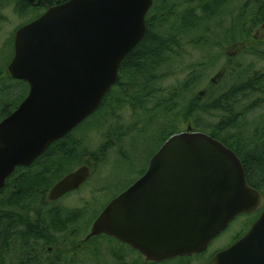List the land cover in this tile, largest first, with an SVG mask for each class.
I'll use <instances>...</instances> for the list:
<instances>
[{
  "label": "water",
  "instance_id": "95a60500",
  "mask_svg": "<svg viewBox=\"0 0 264 264\" xmlns=\"http://www.w3.org/2000/svg\"><path fill=\"white\" fill-rule=\"evenodd\" d=\"M40 6L41 0H28ZM154 0H67L19 27L7 73L28 83L19 106L0 121V190L95 111L117 82L122 61L147 31ZM88 166L50 190L54 201L90 177ZM261 213L210 264H264V195L239 155L211 134H171L146 172L92 222L85 239L106 235L160 263L205 251L238 216Z\"/></svg>",
  "mask_w": 264,
  "mask_h": 264
},
{
  "label": "rangeland",
  "instance_id": "374dc122",
  "mask_svg": "<svg viewBox=\"0 0 264 264\" xmlns=\"http://www.w3.org/2000/svg\"><path fill=\"white\" fill-rule=\"evenodd\" d=\"M15 4L16 0L0 1V15L4 16L0 23V115L5 103L14 101L19 95L20 98L27 91L25 83L13 82L7 77V66L14 54V32L43 11L34 7L21 14L14 10ZM155 4L151 17L157 25L163 21L164 31L172 32L179 26L183 27V32L186 31L183 34L185 50L161 66L163 79L155 85V91L147 99L145 91L140 95L135 92V96H127L121 87L114 88L106 104L71 136L74 142L79 143L75 154L69 158L60 154L47 156L33 170H22L18 174L27 177L34 175L32 172L44 171L47 181L42 187L48 192L57 181L81 164L94 162L92 157L97 155L102 159L94 163L88 183L55 203L48 202L46 197L42 204L39 197L20 204L19 208L14 204L6 205L5 199L10 198V194L0 192V213L21 217L33 226L43 224L44 232L52 236V241L45 245L48 252L57 253L56 243L59 242L58 264L68 256L74 257L77 264H142L137 253L115 240L95 239L90 243L91 248L78 252V256H75L72 243L86 236L92 220L114 193L142 176L155 152L171 133L185 129L189 121L197 130L210 133L215 129L223 115L210 112L190 116L187 108L191 101L197 97L200 99V94L205 92L201 103L209 105L233 84L248 79L256 71L264 72V26L256 27L251 21L264 0H157ZM210 5L216 11L208 15L204 7ZM190 13H193L192 18L185 17V21L190 20L191 28L184 29L181 20ZM153 28L158 30L155 24ZM245 40H255V46L251 48L250 41ZM240 42L242 48L238 46ZM255 49L260 53H251ZM249 102L245 99L238 109H244ZM196 115L202 119L199 128L195 125ZM240 123L239 127L218 132L220 138L237 146L232 137L239 134L242 142L249 144L253 134L260 131V124L264 123V106L248 112ZM260 186L264 191V184ZM75 210H81L80 215L70 222L68 234H65L63 215H71ZM257 217L258 213L238 216L203 254L160 264H209L213 254L232 245L247 232ZM70 234L68 248H62V242ZM17 240L16 236L13 237L10 246L0 249V264L19 263L18 258L25 249L18 245ZM31 246L27 254L34 263L41 244Z\"/></svg>",
  "mask_w": 264,
  "mask_h": 264
},
{
  "label": "trees",
  "instance_id": "16d2710c",
  "mask_svg": "<svg viewBox=\"0 0 264 264\" xmlns=\"http://www.w3.org/2000/svg\"><path fill=\"white\" fill-rule=\"evenodd\" d=\"M64 1L67 0H41L40 6H37L36 9L39 8L43 9L44 11L46 9L45 7L53 6ZM155 2L147 16V31L144 37L122 61L119 71V78L116 84L105 95L100 108H102L108 101L111 91L117 87H121L127 96H135V92H138L140 95L141 92L145 91L144 97L148 99L151 93L155 91V85L163 79L161 66L165 65L171 58L180 56L185 50L186 45L183 34H185L186 31L183 32L181 29L183 27H174L172 32H169L163 30V21H160L159 25L154 22V17H151V15L156 5ZM14 8L16 12L21 14H26L31 9H34L28 0H16ZM205 11L208 13V15H211L214 14L216 8L213 5L208 6V8L205 6L204 12ZM41 13L36 15L34 18L38 17ZM192 16L193 13L183 16L181 23H183L184 29L191 28V22L189 19H191ZM185 17L189 18L188 22L187 20L185 21ZM3 19L4 16L0 15V23ZM251 21L253 25H256V27L261 25L264 26V4L259 6V12H257V15ZM154 24L158 26V30L153 28ZM248 31L249 30L246 32ZM246 32L242 33L245 34ZM245 41H250V43H252L250 46L251 48L255 46V40L252 42L251 40ZM250 43L248 45H250ZM251 53L259 54L260 50L255 49ZM7 77L13 82L16 81L19 83H25L27 85V91L20 98L19 95L17 98L15 97L14 101L9 102L8 104L5 103L3 105V112L2 115H0V121L10 114L21 103L29 91V85L26 82L13 80L9 76ZM201 99L202 97H200V99L197 97L191 101L187 108L188 114L190 116H194L195 113L208 114L210 112H219L223 115V118H221L220 121L215 124V129H213L210 134L235 150L244 163L249 183L258 189L261 188L260 185L262 183L264 184V123L260 124V131H256L253 134L249 144L243 143L239 134H234L232 139L237 143V146H234L228 140L220 138L218 132L228 130L231 127H239L241 124L240 121L246 116V114H248V112L255 108L264 106V72L256 71L248 79L233 84L226 91L221 93L216 99H214L209 105L201 103L203 102ZM245 99L250 101L249 104H247L244 109H238L239 104H242ZM91 117H93V115ZM200 120H202L201 117L196 115L195 125L197 128L201 127ZM80 126H78V128ZM204 128L205 127H202V129ZM71 136L72 133H69L64 138L54 142L52 144L53 148L48 150L44 158L59 154L60 156L65 155L66 158H69L75 154V148H78L77 146H79V143L76 141L74 142V140L71 139ZM54 149L55 151L52 152ZM22 170L26 171V168H18L15 173L7 180L6 186L0 190V192L4 191L9 192L10 194V198L8 197L5 199L7 200L5 202L6 205L14 204L18 205L17 208H19L20 204L24 202L28 203L32 199V190L36 192L37 189L44 188L42 186L47 181V176L45 173L42 176L34 174L24 177L23 175H18ZM43 191L46 192L47 189H44ZM27 209L29 208L27 207ZM80 212L81 210H76L71 215L68 213L63 215L64 219L62 221L64 229L68 228L70 222L76 220L75 217H79ZM42 225L43 224H36V226H33L28 223L27 220L25 221L24 219H21V217L15 219L9 213H0V249L10 246L13 242L12 238L16 236L18 239V245L25 249L24 254L20 255L18 258V264H58L60 261V258L58 257L60 250L58 246L59 242L56 243V247H58L57 253H53L52 251L48 252V250L45 248V245L46 243H49V241H52V236L49 235L50 233L47 234L44 232ZM68 231L69 230L67 229L65 234H68ZM69 237H71V234L66 237L65 242H62V248H68L69 244L67 241L69 240ZM106 239L109 240L108 238ZM36 244H41V251L36 255V259L34 258L35 262L31 263V260L33 259H31L27 252L28 249L32 248L30 245ZM74 259V257L68 256L67 258L63 259L62 264H77Z\"/></svg>",
  "mask_w": 264,
  "mask_h": 264
},
{
  "label": "flooded vegetation",
  "instance_id": "af4514ba",
  "mask_svg": "<svg viewBox=\"0 0 264 264\" xmlns=\"http://www.w3.org/2000/svg\"><path fill=\"white\" fill-rule=\"evenodd\" d=\"M45 8H47V7H45ZM252 44V43H251ZM246 45V43L244 42V46ZM235 46H237V45H235ZM238 46L239 47H241L242 48V43L240 42L239 44H238ZM215 82V81H214ZM116 84V83H115ZM127 84H128V82H127ZM203 93H205V92H202L201 94H200V97H202V95H203ZM102 104V103H101ZM100 107H101V105H100ZM100 107L98 108V110L100 109ZM97 110V111H98ZM96 111V112H97ZM95 112V113H96ZM95 113H93L92 115H94ZM91 115V116H92ZM91 116H89L85 121H83L80 125H83L84 124V122H86ZM79 125V126H80ZM189 125H191L192 127H193V129L194 130H197V129H195L194 128V126L192 125V123H191V121H189V123H188V125H187V127L185 128V129H182V130H179V131H183V130H186V129H188V126ZM78 129V126L74 129V130H72L70 133H72V135L74 134V132L76 131ZM179 131H176V132H179ZM173 133H175V132H173ZM172 133V134H173ZM171 135V134H170ZM169 135V136H170ZM168 136V137H169ZM167 137V138H168ZM166 138V139H167ZM165 139V140H166ZM165 140H164V142H165ZM163 142V143H164ZM162 143V144H163ZM162 144L160 145V147L162 146ZM77 147H79V146H77ZM159 147V148H160ZM50 148H53L52 147V145L48 148V150L50 149ZM75 149H77V148H75ZM48 150L42 155V156H40L31 166H29V167H22V168H26V169H30V170H33L36 166H38L40 163H41V161L42 160H44L45 158H44V156H45V154L48 152ZM159 150V149H158ZM157 150V151H158ZM156 151V152H157ZM155 152V153H156ZM63 156H65V155H63ZM99 156H102V155H99ZM92 157V156H91ZM92 159L94 160V162L93 161H90V162H85V163H83V164H81L80 165V167H82V166H88L89 168H90V171H91V174H90V177L85 181V183H83L78 189H76V190H73V191H70V192H68L67 194H65V195H63L62 197H60V198H58L57 200H54V201H52V200H50L49 199V193H50V190H51V188L58 182H56L50 189H49V191L48 192H45V191H43L44 189H37L36 190V192H34V190H32L31 192H33L32 194L33 195H31V197L32 198H35V200L36 199H39V197H40V199H41V201H42V204H44V202L46 201L44 198H46L47 197V201L48 202H51V203H55V202H57V201H59L60 199H62V198H64V197H66L67 195H69V194H71L72 192H75V191H77V190H79L80 188H82V187H84L87 183H88V181H89V179L91 178V176H92V174H93V170H94V168H93V165H94V163L96 162V164L100 161V159H102V158H100V157H98L97 155H94L93 157H92ZM150 163V162H149ZM148 166H149V164H148ZM148 166H147V168H148ZM80 167H78V168H80ZM18 168H20V167H18ZM17 168V169H18ZM77 168V169H78ZM147 168L144 170V172L142 173V175L146 172V170H147ZM16 169V170H17ZM76 170V169H75ZM75 170H73V171H75ZM72 171V172H73ZM15 173V172H14ZM13 173V174H14ZM32 174H37V175H44V171H39V172H32ZM69 174V173H68ZM67 175V174H66ZM135 182V181H134ZM133 182V183H134ZM132 183V184H133ZM132 184H128L124 189H122V190H120V192H116V194L114 193L111 197H110V199L107 201V203H105V205L103 206V207H101V210H100V212L114 199V198H116L118 195H120L122 192H124L127 188H129ZM259 191L264 195V191L262 190V187L261 188H259ZM38 192V193H37ZM47 195V196H46ZM45 196V197H44ZM76 211V210H75ZM99 212V213H100ZM98 213V214H99ZM98 214L96 215V217L98 216ZM11 216H13V214H10ZM36 215H40V212L39 211H37L36 212ZM57 216V215H56ZM76 216V215H75ZM15 219H16V217L15 216H13ZM95 217V218H96ZM77 217H75V219H76ZM95 218L92 220V222L95 220ZM39 220V219H38ZM92 222H91V224H92ZM91 224H90V226H91ZM90 226H89V228L88 229H90ZM249 229V228H248ZM248 231V230H247ZM88 232H89V230H88ZM87 232V233H88ZM245 234V233H244ZM243 234V235H244ZM87 235V234H86ZM108 238L110 241H112V240H115V241H117L118 242V244H120L121 246H126L128 249H130V250H132L134 253H137L138 254V256H140V259L142 260V263H144V264H147V263H145L144 262V259H143V257L141 256V254L138 252V251H136V250H134L132 247H130V246H128V245H125V244H123L122 242H120L119 240H117V239H115V238H112V237H108V236H106V235H101V236H98V237H93V238H90V239H85V237L83 238V239H79V240H77V241H75V242H73L72 243V247H73V249H75V252H76V254H75V256L77 255L78 256V252H80V253H82V252H84L86 249H88V248H91V242L93 241V240H97V239H100V238ZM50 248V247H49ZM124 248V247H123ZM227 248V247H226ZM225 249V248H224ZM50 250H51V248H50ZM223 250V249H222ZM219 251H221V250H219ZM218 251V252H219ZM205 252V251H204ZM203 252V253H204ZM218 252H216V253H218ZM203 253H200V254H203ZM215 253V254H216ZM199 254V255H200ZM215 254H213V256L215 255ZM212 256V257H213ZM212 257H211V259H212ZM182 258H185V257H179V258H177L176 260H178V259H182ZM211 259H210V262H211ZM210 262H209V264H210Z\"/></svg>",
  "mask_w": 264,
  "mask_h": 264
}]
</instances>
